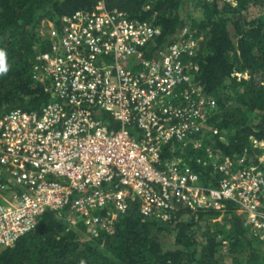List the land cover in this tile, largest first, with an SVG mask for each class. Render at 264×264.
<instances>
[{
	"label": "built area",
	"instance_id": "1",
	"mask_svg": "<svg viewBox=\"0 0 264 264\" xmlns=\"http://www.w3.org/2000/svg\"><path fill=\"white\" fill-rule=\"evenodd\" d=\"M187 31L149 56L161 28L103 1L52 25L50 48L33 66L51 100L0 119V245L14 244L48 209L70 207L69 222L81 221L90 236L112 231L134 202L144 216L168 221L178 206L224 209L227 199L264 242L260 165L217 155L223 176L207 187L181 156L163 158L175 141L200 145L194 135L217 105L203 87L185 88L199 68L186 63L195 54Z\"/></svg>",
	"mask_w": 264,
	"mask_h": 264
},
{
	"label": "trees",
	"instance_id": "2",
	"mask_svg": "<svg viewBox=\"0 0 264 264\" xmlns=\"http://www.w3.org/2000/svg\"><path fill=\"white\" fill-rule=\"evenodd\" d=\"M101 1L161 28L149 56L186 29L195 43L186 63L199 68L191 70L185 88L203 87L217 105L194 135L200 145L175 141L163 149V158L181 156L207 187L223 176L213 163L217 155L219 162L231 158L236 165L245 156L244 166L264 170V148L254 143L264 141V0H0V50L8 64L0 74V119L18 108L40 110L51 100L33 78L37 54L50 48V28L64 15L93 10ZM251 9L260 13L252 16ZM99 117L111 128L121 127L105 112ZM224 201V209L178 206L168 221L144 216L134 202L112 231L90 236L81 221L69 222L70 207L48 209L14 244L0 245V264H264V242L239 205ZM165 234L172 242L164 241Z\"/></svg>",
	"mask_w": 264,
	"mask_h": 264
},
{
	"label": "clouds",
	"instance_id": "3",
	"mask_svg": "<svg viewBox=\"0 0 264 264\" xmlns=\"http://www.w3.org/2000/svg\"><path fill=\"white\" fill-rule=\"evenodd\" d=\"M7 71H8V64L6 61V53L3 50H0V74H4ZM240 74L242 75V73ZM236 75L238 74L236 73Z\"/></svg>",
	"mask_w": 264,
	"mask_h": 264
},
{
	"label": "rangeland",
	"instance_id": "4",
	"mask_svg": "<svg viewBox=\"0 0 264 264\" xmlns=\"http://www.w3.org/2000/svg\"><path fill=\"white\" fill-rule=\"evenodd\" d=\"M248 13L249 14H252V16H255V15L259 14L260 12H259L258 9H251L250 12H248ZM221 218H222V216H220L219 219H221ZM163 239H164V241L166 243L172 242V236H171V234H165V235H163Z\"/></svg>",
	"mask_w": 264,
	"mask_h": 264
}]
</instances>
